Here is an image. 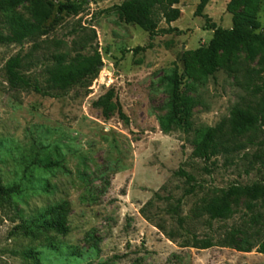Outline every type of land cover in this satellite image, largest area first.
<instances>
[{
	"label": "rangeland",
	"instance_id": "obj_1",
	"mask_svg": "<svg viewBox=\"0 0 264 264\" xmlns=\"http://www.w3.org/2000/svg\"><path fill=\"white\" fill-rule=\"evenodd\" d=\"M71 1L81 10L55 11L47 35L22 45H0V180L21 191L10 201L0 199V264H264L263 209L250 213L242 199L231 219L213 222L201 209L219 189L235 182L251 184L256 173L246 175L241 161L226 166L220 156L218 168L208 175L206 163L193 156L197 129L219 126L235 105L252 100L241 70L245 52L236 54L240 68L233 58L228 68L205 79L192 52L207 45L213 31L195 14L199 0H180V18L160 23L161 30L171 27L180 33L153 39L125 23L113 8L124 0ZM230 1H211L203 15L231 28ZM252 5L264 27V0H252ZM13 10L34 21L30 3ZM138 47L146 49L137 52ZM97 51L103 62L99 74L68 92L53 89L52 96H44L8 83L6 65L18 54L21 71L46 88L58 56L72 63ZM175 67L182 78L181 95L196 105L190 130L173 126L166 134L160 127L169 112L165 77ZM245 67L260 68L257 60ZM110 89L127 120L117 111L106 119L95 106ZM46 158L60 167L41 168L39 161ZM181 169L203 187L186 195L190 187L178 174ZM180 200L174 213L171 209ZM61 202L68 209L67 235L49 232L34 239L18 229L24 218ZM207 239L213 246L200 248ZM249 246L252 250L245 251ZM32 250L40 253V262L26 257Z\"/></svg>",
	"mask_w": 264,
	"mask_h": 264
},
{
	"label": "trees",
	"instance_id": "obj_2",
	"mask_svg": "<svg viewBox=\"0 0 264 264\" xmlns=\"http://www.w3.org/2000/svg\"><path fill=\"white\" fill-rule=\"evenodd\" d=\"M211 1L213 0H199L195 14L206 19L207 29L213 31V36L207 45L192 52L193 58L199 65L201 75L208 79L214 77L220 69L228 68L227 63L233 58L240 68L241 62H238L236 54L243 50L246 56L241 70H245L247 81L244 86L252 100L235 105L230 118L222 121L219 126L197 129L193 156L206 163L203 170L208 175L218 168L217 158L220 156L225 157L226 166H237L239 161L244 162V173L250 175L255 172L256 180L251 184L232 183L205 199L201 209L208 216V222L231 219L242 199L248 212L254 214L257 208L264 210V27L253 9L252 0H231L228 11L233 14L232 27L217 26L207 15H203ZM24 3L31 4L33 22L25 20L21 14L13 10ZM179 3L180 0H124L113 8L118 11L125 23L140 27L149 34L150 39H153L160 33L181 32L171 27L167 30L159 28L163 20L171 24L180 18L181 11L177 7ZM237 5H243L245 9L237 11L235 9ZM80 10L81 5L71 0L58 2L57 5L51 0L45 3L39 0H0V12L4 15V21L0 23V45H22L35 41L50 32L47 22L53 17L55 11L61 14L63 12L77 14ZM6 28L9 31H4ZM145 49L138 47L136 51ZM255 60L260 66L259 69L244 68V64ZM22 62V57L18 54L6 65L10 87L32 90L44 96H52L53 89L62 92L70 91L77 83L97 76L103 65L98 51L89 58L79 56L72 63H66L65 57L60 55L56 59V67L49 73L48 87L44 88L37 80H32L21 71ZM165 78L168 81L170 102L169 112L160 120L161 130L168 134L173 126H179L188 131L192 128L190 116L196 101L181 95L182 78L177 67ZM113 99L114 90L110 89L95 102V106L102 109L106 119L111 118L112 113L117 111L122 119L127 120L120 102L113 103ZM225 129L226 133H223ZM39 166L46 170L60 167L59 163L52 162L48 158L40 160ZM178 174L186 178L190 187L186 195H191L197 188L203 187L194 175L182 169ZM20 193L18 185H4L0 180L1 200L10 201ZM180 204L181 200L171 210L177 213ZM67 213L65 202L51 205L39 211L34 217L24 218L18 229L34 239H39L49 232L65 236L69 233ZM179 223H183L181 217H179ZM51 246L58 249L54 243H51ZM212 246L213 242L207 239L202 241L200 248L208 249ZM244 250L249 252L252 246ZM261 252L264 253V246ZM26 257L40 262V253L36 251L27 252Z\"/></svg>",
	"mask_w": 264,
	"mask_h": 264
}]
</instances>
